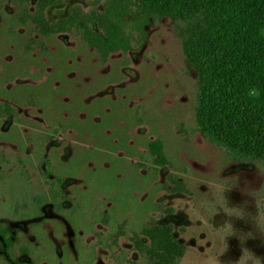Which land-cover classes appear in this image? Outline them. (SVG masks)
<instances>
[{"label": "rangeland", "instance_id": "1", "mask_svg": "<svg viewBox=\"0 0 264 264\" xmlns=\"http://www.w3.org/2000/svg\"><path fill=\"white\" fill-rule=\"evenodd\" d=\"M147 1L181 18L153 23L140 51L102 63L78 35L41 37L19 21L18 0H0V107L15 111L0 115V222L32 253L25 264H148L131 238L153 223L186 246L178 264L236 259L243 247L264 256V164L231 158L197 130L194 63L210 26L192 22L187 39L197 7ZM156 139L169 161L158 170L147 147ZM56 178L61 214L43 201ZM38 198L39 216L22 220L19 206Z\"/></svg>", "mask_w": 264, "mask_h": 264}, {"label": "trees", "instance_id": "2", "mask_svg": "<svg viewBox=\"0 0 264 264\" xmlns=\"http://www.w3.org/2000/svg\"><path fill=\"white\" fill-rule=\"evenodd\" d=\"M177 1L199 9L198 16L189 19L187 39L195 34L192 22L202 20L210 26L201 62L194 63L203 85L195 107L197 130L231 158L264 164V37L257 36L264 30V0ZM166 17L181 18L147 0H110L104 14L76 12L64 26L67 31L78 29L106 61L111 52L133 48V42L141 46L145 26ZM250 88L259 90V98L246 96ZM148 149L155 164H168L162 140L149 142ZM143 232L150 245L136 236L135 247L146 254L150 264H175L183 257L185 247L175 240L172 227L154 225Z\"/></svg>", "mask_w": 264, "mask_h": 264}, {"label": "flooded vegetation", "instance_id": "3", "mask_svg": "<svg viewBox=\"0 0 264 264\" xmlns=\"http://www.w3.org/2000/svg\"><path fill=\"white\" fill-rule=\"evenodd\" d=\"M86 0H18V7L20 9L18 19L21 22V24L26 25V24H31L34 26L35 31L44 38H50L53 36L57 35H62V34H76L78 35L81 40L86 44V46L94 50L102 63H106L109 58L117 53H129V52H138L140 51L145 44L147 43L148 40V27L153 25L155 22L162 21L161 20H152L149 25L145 26V31H146V37L141 46H139L138 43L133 42V48L124 51V50H119L116 52H111L107 58L106 61H103L95 47H91L82 37V35L79 33V30L76 28H71L70 31H67L65 28V22L67 19H70L76 12L82 13V14H89L93 15L94 13L96 14H104L106 11V6L107 3L110 0H89L87 1V4L89 5L90 9L86 11L83 8V3ZM34 5V10L32 11L30 7ZM57 8H64V13L59 14L55 17L50 16V13L52 10H55ZM89 26L93 29L96 30L98 33H104L103 29L99 26H97L95 23H89ZM53 30H57V32H54ZM47 31V33H45ZM28 46V45H27ZM30 47V46H28ZM135 47V48H134ZM139 47V48H138ZM15 113L14 109L11 108L9 104H4V106L0 107V115L2 117H6L8 115L13 116ZM1 138V137H0ZM157 140V139H156ZM161 140V139H160ZM155 141V140H154ZM152 142V141H150ZM149 144V143H148ZM148 147V145H147ZM149 153V149H148ZM150 155V153H149ZM151 156V155H150ZM153 161V159H152ZM4 162L3 156L0 155V164ZM154 163V161H153ZM156 170L158 168L164 167L162 165L155 164ZM166 166V165H165ZM49 175V171H45V176L47 177ZM63 183V180L61 178H56L55 181H50L49 185V192L48 196L43 198V201L46 200V202L52 203L55 205L56 210L58 213H63L64 208L62 207V202L67 199V196L65 194V191L62 189L61 185ZM42 200L39 198L35 200V207L33 210L31 209L29 204H22L19 206V210H22V213H20V218L22 220L29 219V218H35L39 216V208L41 207L40 203H43ZM17 210L16 212H19ZM167 213L172 215L173 210L168 209ZM108 222H106L107 224ZM154 225H160V226H170L172 227L173 230V236L177 242L182 244L185 247V252L183 257L185 256L186 253V246L181 243L175 236L174 234V227L171 224H157L153 223L150 226H146L143 228L140 234H134L133 237L131 238V242L133 244V248L135 250V253H138L139 256L144 257L148 264H150L149 258L146 256L145 253H142L140 250H138L135 247V238L138 236L144 243L147 245H150L151 240L150 238L144 234V230L146 228L152 227ZM123 227V226H122ZM122 227L119 228V231L113 235L112 239L114 240V244L119 245V238L125 237V232L122 230ZM31 252L29 251L28 247L22 245L19 243V240L17 237L13 234L11 229L6 223H1L0 222V264H25L24 261H21L19 258L20 257H29L31 256ZM182 257V258H183ZM176 260L175 264H178L179 261L182 259ZM3 259H6L3 260ZM7 262V263H6ZM27 264H32V263H27Z\"/></svg>", "mask_w": 264, "mask_h": 264}, {"label": "clouds", "instance_id": "4", "mask_svg": "<svg viewBox=\"0 0 264 264\" xmlns=\"http://www.w3.org/2000/svg\"><path fill=\"white\" fill-rule=\"evenodd\" d=\"M257 36L258 38L264 37V30L259 31ZM246 96L249 99H256V98H259L260 92L257 88H250L247 91ZM231 211L235 213V212L240 211V209L233 208L231 209ZM225 228L227 230H231V225L226 224ZM212 264H264V256L257 255L251 249L243 247L241 249V255L238 258L236 259L228 258L227 260L223 262L221 261L220 258H213Z\"/></svg>", "mask_w": 264, "mask_h": 264}]
</instances>
